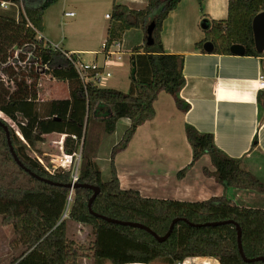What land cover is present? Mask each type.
Returning a JSON list of instances; mask_svg holds the SVG:
<instances>
[{
	"label": "trees",
	"instance_id": "trees-1",
	"mask_svg": "<svg viewBox=\"0 0 264 264\" xmlns=\"http://www.w3.org/2000/svg\"><path fill=\"white\" fill-rule=\"evenodd\" d=\"M5 1L18 9H0V121L7 125L22 163L38 176L57 182L37 178L16 162L6 130L0 124L1 223L14 224L16 213L23 205H26L28 217L50 221L44 231L30 241L27 250L9 264H81L85 259L92 264H180L185 258L196 256L214 257L220 264H264L262 260H243L236 225L226 221L234 220L239 224L243 251L248 258L264 256V208L241 206L226 195L195 201L147 197L137 189H125L120 185L115 156L128 146L137 128L155 116L154 103L159 93H169L180 109H189V104L180 97L186 83L184 56L165 51L161 40L163 23L181 0H148L140 9L113 2L103 50L122 40L129 29L137 28L144 33V44L131 50L130 60L135 62L136 72L134 77L131 75L128 92L98 86L94 81H82L72 69L64 49L39 37L44 29L46 9L58 0ZM202 1L199 0L201 6ZM263 10L264 0H228L226 18L211 19L203 14L200 27L204 37L195 43V48L205 51L204 42L211 41L212 53L232 54L231 45L239 43L245 46V55L261 57L264 68V50L256 49L252 27L253 18ZM152 22L155 23L154 42L149 45L147 28ZM44 74L64 81L68 86V98L40 99ZM79 106L80 117L77 115ZM123 117L130 119V125L110 150L111 174L109 179L103 180L95 160L101 136L112 134ZM58 123L64 127L54 126ZM53 132L67 134L64 139L66 152L73 153L81 148L77 184L100 187L92 203L95 212L140 222L158 235L166 234L173 219L180 218L169 237L158 241L143 228L98 218L88 207L93 191L82 185L74 188L67 211L70 188L65 184L71 182L70 170L54 168L50 163L46 164L47 169L38 159L40 156L30 153V150L41 152L38 145ZM185 133L192 147V158L179 170L178 177H183L189 167L209 155L214 169L204 166L205 175L214 176L225 187L264 194V181L242 167V158L221 150L212 133L200 132L190 124L185 125ZM257 144L255 137L252 146ZM68 219L92 227L94 239L89 247L69 236ZM216 221L225 222L206 224Z\"/></svg>",
	"mask_w": 264,
	"mask_h": 264
},
{
	"label": "crops",
	"instance_id": "crops-1",
	"mask_svg": "<svg viewBox=\"0 0 264 264\" xmlns=\"http://www.w3.org/2000/svg\"><path fill=\"white\" fill-rule=\"evenodd\" d=\"M114 1L117 2L112 0L108 8L110 11ZM147 1L122 0L120 4L140 9L146 6ZM63 3L70 7L64 10L65 17H77L75 8H80L82 20L86 18L93 22L94 17L96 18L98 9L95 5H93L95 13H88L81 9L82 0H64ZM69 11L75 12L74 16H67L66 12ZM106 14L109 13L104 14L109 20L110 17ZM203 14L211 19L226 18L228 0H203L202 6L199 0H181L178 7L165 19L161 31L165 51L184 56L183 73L186 83L180 91V97L189 104V109L183 111L165 96V91L160 92L154 103L155 116L137 128L128 146L116 154L115 165L121 187L137 189L143 196L195 201L226 195L237 203L242 196L247 198L251 193L245 189L225 187L214 176L205 175L202 169L204 166L210 170L214 169L209 155L199 159L183 177L177 175L192 158V147L185 133V125L190 124L200 132L212 133L215 144L221 150L232 157L242 158L243 168L264 181V89L259 86L260 76L264 74L262 58L196 49L195 43L204 37V31L200 27ZM52 22L48 19L46 9L44 29L41 32L45 39L58 46L66 42L63 49L81 54L85 61L86 55L93 57L91 61H99L106 32L99 48L86 43L70 45L66 30L61 28L60 33H55ZM90 34L93 39L94 35ZM80 42L92 40L86 33ZM115 42H119V45L114 44L113 50L123 55L129 53L131 62V50L134 46L144 44V33L140 29L132 28L125 32L122 40ZM104 60L103 58V62ZM44 81L45 78L42 79L39 98L54 99L52 94L42 93ZM130 81L128 88L131 85ZM58 82L67 88L65 92L67 93V84L61 80ZM98 85L101 86L100 83ZM68 96L69 93L63 98ZM120 122L126 128L130 125L129 118H122ZM255 137L258 144L253 147ZM247 160H251L253 165L251 168L245 164ZM145 180L153 181V184L143 183ZM36 220L50 223L49 220ZM180 264L220 263L214 257L196 256L187 257Z\"/></svg>",
	"mask_w": 264,
	"mask_h": 264
},
{
	"label": "rangeland",
	"instance_id": "rangeland-1",
	"mask_svg": "<svg viewBox=\"0 0 264 264\" xmlns=\"http://www.w3.org/2000/svg\"><path fill=\"white\" fill-rule=\"evenodd\" d=\"M118 1L120 3V1L122 0H117V2ZM63 2L64 0L63 1L59 0L58 2L51 5L49 9H47L48 19L53 21L52 24L55 33H60L61 28H64L68 35V40L71 41L69 42L70 45H81L82 43L83 44L86 43L87 45H90L94 48H99V46L102 44L103 41L104 32L107 33V27H108L107 25H109V20L105 18L104 14L106 12H108L109 14L111 13L112 10L110 11L108 8L110 7L112 0H82L83 2V6L81 8L82 10L88 13L89 12L95 13V11L93 10L94 7L93 5H95V8L98 9L96 11V18L94 17L93 22H91L90 19L88 20L86 18L85 20L81 19L80 8H75V11L78 13L77 17L75 18L65 17L64 10L70 9V7H67L66 3ZM63 4L65 6H63ZM13 7L15 8V10L18 9V7L12 4H9L7 8L0 6V9L12 10ZM200 25L202 27V21ZM86 33L88 36H90L92 42H80L84 38V34ZM90 33L94 35L93 39ZM39 36H42L41 33L39 34ZM45 40L47 42H50L47 39ZM65 43L66 42L63 43L64 45L60 43L59 46L61 48H63V46L66 47ZM120 56H121L120 59L117 58V55L112 56L107 61L108 66L106 70L110 71L111 75L109 77H105L104 81H102L100 85L102 87H112L124 92H128L130 89V86L128 88L129 80L132 81V76H131L132 63L129 61V53H125L124 55L120 53ZM85 58L88 62L91 61L93 57L91 55L88 56L86 55ZM103 58L105 59L104 52L100 54L98 64L104 63ZM43 78L46 79V81H44L43 89H42V93L44 95L50 93L52 94V97L54 99H61L69 93V91L65 93L67 91V88L63 84L58 82L60 80L53 79L49 74L42 75V79ZM165 94H166L165 96H167L168 98H170V100H172L175 106H178L172 95H170L169 93H165ZM78 108L80 109V106ZM81 114H82L81 109L77 110L78 117H80ZM4 116L5 119H7L12 125L15 126L13 121H11L8 116L6 115ZM84 118H86V113L84 115ZM121 119L122 118L118 120L119 124H117L116 130L112 134H103L101 136L100 148L95 160L98 162L101 168L103 180L109 179L111 174L110 166H109L110 150L112 146L121 139L123 132L126 129V126L124 127L123 123L120 122ZM54 126L64 127L62 124L59 123L54 124ZM63 134L65 133L53 132L47 134L45 136L44 142L38 145L41 152L39 151L33 152L30 150L31 155L33 156L38 155L42 158L45 164L50 163L54 165V161H52V159L53 160L58 159L57 155L61 153L60 141L62 139ZM45 157H47L48 159H46ZM201 163L198 164L199 166L203 167ZM245 164L249 165V168L253 166L251 160H247ZM79 166H80V162H79ZM191 167H189V169ZM143 183L153 184V181L145 180V182ZM247 192L253 194V196L251 194L246 193L248 194L247 196L249 197L245 198L242 196V198L237 203L243 205L246 204L247 206L251 205V207H264V194L258 193L257 191L254 190H249ZM72 199H73V195L71 196L70 201ZM47 225H48L47 223H43L40 222L39 220L28 217L26 214V205L21 206V208L18 210V212L16 213L15 222L12 225H8V226L3 225L1 223V215H0V264H9L12 259L19 256L21 253L27 250V248L30 246V241L37 234L43 232L44 229L47 227ZM68 233L72 239L76 240L77 242L83 243L87 247H89L92 244V241L94 239V234L92 231V227L90 225L82 224L71 219H68ZM81 264H92V261L85 259L82 261ZM152 264H162V263L157 262Z\"/></svg>",
	"mask_w": 264,
	"mask_h": 264
},
{
	"label": "water",
	"instance_id": "water-1",
	"mask_svg": "<svg viewBox=\"0 0 264 264\" xmlns=\"http://www.w3.org/2000/svg\"><path fill=\"white\" fill-rule=\"evenodd\" d=\"M154 27H155V23L152 22V23H150L148 25V28H147V44H149V45H151L154 42V39H153V30H154ZM252 27H253V33H254V39H255V47H256V49L258 51H263L264 50V10L261 11V12H259L253 18ZM203 48L207 52H212V50L214 49L213 42H211V41L204 42ZM230 50H231V52L233 54H239V55H241V54H244L245 53V46L242 45V44H239V43H235V44L231 45ZM135 72H136L135 62H132V76L133 77L135 76ZM0 124L6 130V135H7V140H8L9 148H10V151L13 154V157L16 160V162L21 167H23L26 171H28L30 174H32L33 176H35L37 178H40V179H43V180H45L47 182H50V183H57V182L51 181L49 179H46V178H43V177L38 176L34 172L30 171V169L27 168L22 163V161L17 156V154L15 152V149H14V147L12 145V142H11V139H10V133H9V129H8L7 125L5 123H3L2 121H0ZM65 185L68 188H71V187L76 188V187L82 185V186H85V187H88V188L92 189L93 193H92L91 197L88 200V207H89L90 212L93 215H95L98 218H101V219H103V220H105L107 222H110V223L123 224V225H129V226H133V227L143 228V229L147 230L148 232H150L158 241H164L165 239H167L169 237V235H170V233H171V231H172L175 223H177V221L180 219V218L173 219V221H172V223L170 225V228L167 231V233L164 234V235H158L151 228H149L148 226H146V225H144V224H142L140 222L128 221V220H121V219L112 218V217H109V216H106V215H103V214H100V213L95 212L92 209V203H93L94 199L96 198V196L100 193V187L99 186L92 185V184H77V183L72 184L71 182L70 183H67ZM226 221L227 222L234 223L236 225L237 235H238V247H239V251L241 253V256H242L243 260L246 261V262H252V261H256V260H262V261H264V256H258V257H255V258H248L245 255V253L243 251V247H242V242H241V228H240L239 224L236 223L234 220H226ZM222 222H225V221H221V222H219V221L209 222V223H206V224L215 225V224L222 223ZM190 224L191 225H196V226L202 225V224H196V223H192V222H190Z\"/></svg>",
	"mask_w": 264,
	"mask_h": 264
},
{
	"label": "built area",
	"instance_id": "built-area-1",
	"mask_svg": "<svg viewBox=\"0 0 264 264\" xmlns=\"http://www.w3.org/2000/svg\"><path fill=\"white\" fill-rule=\"evenodd\" d=\"M11 4L9 1H1L0 6L7 8ZM75 12L69 11L66 12L67 16H74ZM107 17H110V14H106ZM42 37V36H39ZM51 43V42H50ZM52 46L59 48L60 46L51 43ZM116 44L117 46L119 45V42H113L112 45L109 47L108 50H103L104 55H105V60H104V65L98 64L96 61H85L84 58L82 57L81 54L79 53H74L71 51H65L63 50V53L65 56L68 58L70 61V64L72 65V69L74 70L75 74L77 75L78 78H80L84 82H89V81H94L97 85L99 83H102L104 81L105 77H109L111 75V72L106 70L108 64L107 61L112 57L117 54V58H121L120 52L119 51H114L113 46ZM104 49V47H103ZM62 70V69H59ZM94 73V74H93ZM99 86V85H98ZM259 86L264 89V74H261L260 76V81H259ZM66 133L62 135V139L60 141V151L61 153L57 155L58 159H55L54 161V168L56 167H63L71 172V183L75 184L78 182L79 179V162L81 160V148L78 151H75L73 153H68L64 150V139L66 137ZM74 138H77L76 135H72ZM83 139V138H82ZM40 162L45 165L47 169V165L45 162L38 157ZM74 192V187L70 188V193H69V198L70 195L73 194ZM68 198V206H67V211L69 209V204L71 203L70 199ZM67 211L65 212V216H67Z\"/></svg>",
	"mask_w": 264,
	"mask_h": 264
},
{
	"label": "bare ground",
	"instance_id": "bare-ground-1",
	"mask_svg": "<svg viewBox=\"0 0 264 264\" xmlns=\"http://www.w3.org/2000/svg\"><path fill=\"white\" fill-rule=\"evenodd\" d=\"M72 195H73V194L70 195V198H69V199H71V196H72Z\"/></svg>",
	"mask_w": 264,
	"mask_h": 264
}]
</instances>
